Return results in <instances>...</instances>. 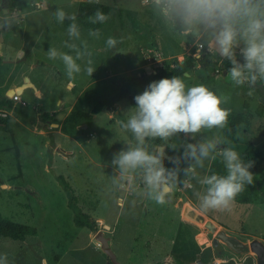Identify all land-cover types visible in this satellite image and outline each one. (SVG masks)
Listing matches in <instances>:
<instances>
[{
    "label": "rangeland",
    "instance_id": "obj_1",
    "mask_svg": "<svg viewBox=\"0 0 264 264\" xmlns=\"http://www.w3.org/2000/svg\"><path fill=\"white\" fill-rule=\"evenodd\" d=\"M40 2L42 8L38 13L45 11L43 21L45 26L37 40L33 39L35 42L30 50L32 58L28 63L33 66L29 71L30 77L43 82L44 95L38 99L33 90H25L21 99L26 106H21L23 115H19L25 126L12 119L11 134L0 130V216L32 227L35 233L26 234L22 240L0 237V255L6 254L7 264H105L107 262L105 254L91 238L94 233L88 234L89 230L86 227L74 224L72 211L67 206V196L55 178L56 175H60L77 198H85L83 202L94 205V211L89 214L93 219L104 218L106 223L117 229L116 240H111L109 247L118 263L151 264L158 256H155L154 251L142 252L143 243L155 234L158 235L157 239L162 238V245L169 247V239L179 226V209L172 206L170 199L166 204L159 205L146 198L141 194V186L133 182L121 188L112 185L109 179L112 168L108 169L103 165H110L113 154L127 145L126 143L123 145L124 136L117 121L113 125L108 122L105 109L102 108L89 120L87 128L82 129L75 124L66 123L63 137L60 138L66 147L73 151V157L67 160H61L56 153H51L52 137L47 149L43 150L39 141L36 142L38 137L32 134L28 127L31 123L33 129L37 132L40 130V127H34L38 118L33 108L43 112L54 108L55 111L62 110L59 113H64L67 108L90 109L98 101L109 97L118 88L120 77L127 78L134 74L135 63L140 62L138 45L148 41L151 35L161 34V24L154 18L148 22L151 25L149 26L147 18L137 13L138 7L142 6L140 0H119L123 10L116 8L115 0H103V4L112 5L111 17L103 26L99 39L90 37L88 31L76 21L80 26L81 37L75 43L79 46L82 41L87 42L88 49L93 54L96 70L89 77L84 71L85 62L77 61L82 71L75 74L74 78H69L64 64L59 59H49L47 50L49 48L65 50L64 43L69 41L67 34L69 22L58 23L53 13L58 8L69 14L75 13L80 0H40ZM27 19L31 18L27 17ZM25 30L29 34L28 38H32L31 31L26 28ZM110 36L117 40L122 39L123 42L118 43L115 49L108 50L105 42ZM177 41V44L174 41L170 42L169 52L179 50V40ZM184 42L190 43L185 39ZM12 43L18 44L17 37L12 38ZM175 61L167 58L160 63L174 64ZM153 65L155 64H149L148 70H152ZM125 69H127L126 73L121 75L114 73ZM201 74L205 75V78L198 76L200 84L212 86L218 96L229 97L228 102L223 103L221 107L229 109L230 114L243 113L247 122L239 129L233 140L227 139L218 128L202 130L199 135L218 138L222 141L220 147H234L240 155L248 143L252 144L261 154L252 167L254 172L260 175L264 169V111L257 113V110L261 106L264 107L261 97L264 91L259 90V92L256 89L252 95H248L247 86H234L227 73L218 71L214 75L212 68ZM180 77L187 81L186 77ZM4 78L5 76L0 72V83ZM195 80L194 78L193 81ZM68 81L72 84L67 85ZM26 115L31 119H26ZM56 120L62 122L63 117ZM84 125L86 127V124ZM41 126L47 131L50 130L46 125ZM26 140L33 145L28 158L23 157ZM238 140L245 143H240ZM77 142L83 145L80 150L76 148ZM171 142L172 139L168 144ZM183 142L181 135L180 138L174 137L173 148L170 149L173 151L172 154L168 152L170 150L167 146L163 145L165 142L159 146H162L166 155L173 157L183 151L180 148ZM166 160L165 167L171 168L173 165L170 160ZM209 162L210 160L206 161L205 169H198L201 175H205ZM192 184L194 188L178 184L170 198L176 195L181 202H190L209 219L244 241H249L253 235L264 238L263 202L260 200L233 202L228 209L203 211L194 195V191L203 192V187L195 181H192ZM125 191H129L130 195L126 196L122 205H118L117 199L124 197ZM99 229H103L101 222L97 224V230ZM199 229L201 240L205 235V243L212 247V234L200 225ZM183 234L188 235L187 232ZM134 237L136 241L133 240ZM247 255L254 257L252 253L244 256ZM239 264H250V261L248 258H243Z\"/></svg>",
    "mask_w": 264,
    "mask_h": 264
},
{
    "label": "clouds",
    "instance_id": "obj_2",
    "mask_svg": "<svg viewBox=\"0 0 264 264\" xmlns=\"http://www.w3.org/2000/svg\"><path fill=\"white\" fill-rule=\"evenodd\" d=\"M153 16L167 30L189 41L196 55L211 52L223 63L236 87L247 86L252 95L258 86L264 87V0H147ZM53 15L58 23L68 21L69 41L64 43L74 55L49 48L47 56L59 59L69 78L82 71L77 61H84L89 77L96 67L86 41L77 45L81 37L75 13L57 9ZM111 13L97 10L89 16L91 24L105 23ZM7 20L0 29L8 28ZM90 37L99 39L100 30L89 29ZM108 37L106 49L122 43ZM135 107L126 112L127 119H118L121 132L130 134L126 147L113 154L110 161L111 183L123 187L125 182L141 186V194L159 205L166 204L178 184L194 188L192 181L203 187L194 191L203 211L228 209L235 197L252 185L250 169L254 162H245L234 147H220L218 138H206L202 130L224 129L230 110L221 107L229 97L218 96L203 84L188 86L180 76L150 82L144 91L134 96ZM184 134L185 142L179 155L170 157L173 165H164V152L151 149L148 141L168 142ZM198 137H200L198 139ZM192 141V142H188ZM221 158L226 174L201 175L206 161ZM183 165V166H182ZM0 264H7V256L0 255Z\"/></svg>",
    "mask_w": 264,
    "mask_h": 264
},
{
    "label": "crops",
    "instance_id": "obj_3",
    "mask_svg": "<svg viewBox=\"0 0 264 264\" xmlns=\"http://www.w3.org/2000/svg\"><path fill=\"white\" fill-rule=\"evenodd\" d=\"M96 1L102 3L103 0H96ZM115 2H116V5H115L116 8L118 7L119 10H123V8H121L119 4V0H115ZM34 3L39 4V7L34 6ZM41 3L42 2H40V0H16L15 6L13 10L11 11V15L15 17L16 20L19 22V25H20L19 29L15 32L9 31L7 28L0 29V33H2V41L0 42V72H2L3 75L5 76L4 80L0 83V99L7 98L8 100L12 102V107H15V108H18V107L22 108L21 106H26V103H24V105H21L18 101H12L7 96V92L9 90H15V93L18 95V98L20 101H23L21 99V95L27 89L33 90L35 97H37L38 99H40L44 95L43 82L39 80H35L34 78L30 77L29 71L32 69L33 66L30 62L28 63V60L32 58L30 50L32 49L34 45L33 44L35 42L34 40H37V38L40 36L41 31L43 30V27L45 26V24H43V21L46 15L45 11L42 13H38V11L42 8ZM140 3L142 4V6L138 7L137 13L139 15L143 14V17L147 18L146 20L148 23L151 19H154L155 17L153 16V13L150 10L147 3H143L141 0H140ZM109 7L111 10L112 5H109ZM27 17L31 19L28 20ZM148 25L151 26L149 23ZM25 28L31 31L32 38H28L27 35L29 34H27L26 32L27 30H25ZM102 29L103 27L100 29V32ZM160 30H161V34L157 33L156 35H151L148 41L142 42L141 44L138 45L137 52L140 57V62L135 63V67L133 69L134 74L129 77L135 76L139 70H143L145 73H148V74L154 73L155 68H153L152 70H148L149 64H147L144 59L146 55H156L158 57L162 56L161 58H163V60L169 58V59H174L178 62H181L184 54H191L194 52V46L191 43H188V42L185 43L184 38L179 37L176 34L172 33L171 31L167 30L162 24L160 25ZM13 37H17L18 39L17 45L12 43ZM177 40H179V45H178L179 50L177 49V51L169 52L170 48H168V46L170 42L173 43L174 41V43L177 44L178 42ZM62 51L65 53H69V54L71 53V55H74V53L71 52L68 48H65V50L62 49ZM140 53L143 55L142 58H141ZM207 69L209 68H200L198 66H194L191 70L187 71L186 74H182L180 76L186 77L187 81H184L186 85L194 86V85L200 84V81L197 79L198 76H203V78H205L204 77L205 75H202L201 72H205ZM126 70L127 69L118 70L114 73L121 75L123 73H126L125 72ZM194 78L196 79L195 81H193ZM188 80H191V81H188ZM71 84H72L71 81L67 82V85H71ZM210 88H212V91L215 92L212 86H210ZM135 91L137 95L143 92V90L140 88H137ZM134 107L135 105L130 104L127 98H122L121 100L116 101L113 107H104L103 109H105V112L107 114L108 122L112 123L113 125L114 122L117 121L118 119H127V116L125 115L126 112L129 109L134 108ZM0 109H3L7 112V118L9 122V128L8 130L4 132H9L10 134L12 133V130H11V120L12 119L16 120L18 124H22L25 126V124L23 123V120H20L19 119L20 117L14 114L15 112L13 111V108L7 109L5 107H0ZM33 109L34 111H36L34 112V114H36V117L38 118L34 124V127H40V130L37 132L35 129H33L32 128L33 125L31 123H30V127L28 128H30V131L32 134L38 137L36 138L37 139L36 142L39 141L40 145H42L43 147V150L44 149L46 150L50 142V137H52L51 138L52 144H53V148H52L53 150L51 151L52 154L56 153L61 160L62 159L67 160V158L73 157V151H70L60 138L61 136L63 137L64 125L66 123H72V122H65L64 120H62V122H59L55 119V117H54L55 121L51 119L44 120L42 119V117H40V115L42 116V114L44 113H49V114L59 113L62 110L55 111L54 108H49L48 111L43 112V111H39L36 108H33ZM71 111H74V110L67 108L65 112L63 113V119ZM93 116L94 114H91L89 119L83 122V124L81 125L86 124V127L84 125V128H87V124ZM25 118L28 120L31 119V117H27V115ZM53 123H55L56 125H53ZM72 124H75V123H72ZM41 125H46L48 128L50 127V130L47 131L43 129ZM75 125L77 127H81V125L80 126L78 124H75ZM243 125H241L240 128ZM238 133H239V130L237 134ZM122 134L124 136L123 145L125 143L128 144L130 135L128 134L126 135L125 133H122ZM180 135H181L182 140L185 142L186 138L184 134H180ZM180 135H179V138H180ZM173 139L174 137L172 138V142L170 144H168V142L163 144L164 146H167V149L169 150L173 148L172 146ZM238 142L240 141L238 140ZM31 143L32 142H30L29 140H26L24 142V146H26L25 150H23L24 158H28L30 149L33 146ZM148 143H150V141H148ZM162 143L163 142L160 140L154 141L153 148L156 150L157 147H159V144H162ZM240 143H245V142L241 141ZM75 145L78 150L83 148V145L81 142H77ZM39 152L40 150L38 151V153ZM168 152L170 154L173 153V151L171 150ZM103 166H105L108 169H111L109 165H103ZM67 185L70 188V190L73 192V190L71 189L68 183ZM128 185H129V182L125 183L124 187H127ZM128 195H130V192L125 191L124 197L122 196L117 199L118 205H122L124 202V199H126V196ZM75 199H76V203L79 204L78 206L83 212L90 214L91 211H94V208H95L94 205H90L89 203L83 202L85 198H77L75 196ZM170 200L172 202V206L174 208L179 209L178 211L179 226L175 234L169 239V242H168L169 247L166 245H162L161 243L162 238L157 239L158 235H155V234L152 235V238H149L143 243L142 252L147 253L149 251H154L155 256H158L155 258L156 259L155 261L152 260L153 262L151 264H154V263H159V264H239L241 263L243 258L250 259L249 260L250 264H254L255 258L250 255H247V256L243 255L244 257L242 256L240 259H237L234 255H231L227 251H223L224 254L222 256H217L214 249L205 243V240H206L205 235L204 237H202V240H201V237L199 236L200 235L199 225L193 223L192 221L182 216V213H181L182 206L184 204H188L192 206L190 202H187V201L181 202L180 198L176 197V195L170 198ZM94 219L97 224H99L100 222L102 223L103 229L101 230L103 234L108 238V245L111 240L115 241L117 229L114 226H111V224L106 223V220L104 218L94 217ZM104 225L107 226V229L104 228ZM217 225L219 227H222L219 224ZM222 228L225 229L224 227ZM184 232H187L188 235L184 236L183 234ZM87 233L91 234L93 232L89 230V232ZM93 236L94 234H92L91 238H93ZM253 238L259 239L260 241L264 243L263 237L260 238V237H255L253 235L251 239ZM133 240L136 241L135 237L133 238ZM97 245L99 246L98 243Z\"/></svg>",
    "mask_w": 264,
    "mask_h": 264
},
{
    "label": "trees",
    "instance_id": "obj_4",
    "mask_svg": "<svg viewBox=\"0 0 264 264\" xmlns=\"http://www.w3.org/2000/svg\"><path fill=\"white\" fill-rule=\"evenodd\" d=\"M16 0H0V24L4 23L7 20L10 24V27L7 29L9 31L15 32L19 29V22L15 17L11 15V11L15 6ZM2 9H6V13H2ZM97 10L102 11L105 14L110 13V7L106 4L100 3L96 0H82L78 3L75 14L77 15V23L84 27L86 31L89 29H101L106 23H97L91 24L88 22V17L92 16ZM194 66H198L200 68H212L213 74H217V72L225 71L229 67L227 61L221 63L220 59L216 57L211 52H207L199 55L198 57H194L191 54H184L182 61L175 63L170 66L169 63H166L160 67H157L154 70V73H145L143 70H139L135 76L129 78H119L118 80V88L109 96L100 101H98L92 108L90 109H81L71 111L64 117L65 122H72L78 125L83 124V122L87 121L91 114L99 113L104 107H113L114 103L122 98H127L130 104L135 105L134 96L137 95L136 89L140 88L144 91L146 86L152 81H158L162 78H171L173 76H180L184 72L191 70ZM217 71H216V69ZM213 76L211 77V79ZM210 90L212 88L208 87ZM257 91H264L263 87L258 86ZM260 92V91H259ZM264 102V94L261 95ZM0 107H5L7 109L13 108V111L16 115H23L22 108L12 107V102L7 98L0 99ZM264 111V107H259L257 113H261ZM56 113H44L42 114V119H51L55 121L54 115ZM247 119H244V114H230L228 117V124L224 129H221L222 134L229 140H233L236 137L240 126L245 124ZM9 128L8 118H0V130L6 131ZM130 135V134H129ZM157 141V140H156ZM154 141H150L149 146L151 149H154L153 144ZM155 150V149H154ZM241 158L247 162L249 160L255 162L260 157V152L254 147L252 144H248L246 148L241 153ZM221 158L217 155L215 160H210L208 168L206 170L205 175H210L213 172L225 175V169L223 164L220 162ZM167 160L164 159V162ZM250 172L254 176V181L252 185H246L244 191L239 193L234 202H248V201H256L260 200L264 203V169L261 171L260 175H257L253 168L250 169ZM56 180L62 186L66 196H67V206L71 209L73 214L74 224L80 227H86L91 232L95 233L97 231V223L95 219H93L89 214L83 212L80 207L76 203L75 196L73 192L68 187L67 183L63 179L62 176L56 175ZM35 229L29 227L25 224H21L18 222H14L8 219H4L0 216V237L10 238L12 240H22L26 234H34ZM217 256H221L224 254L223 250L216 253ZM250 260V259H249ZM107 264H111L107 259ZM159 264V263H154Z\"/></svg>",
    "mask_w": 264,
    "mask_h": 264
},
{
    "label": "water",
    "instance_id": "obj_5",
    "mask_svg": "<svg viewBox=\"0 0 264 264\" xmlns=\"http://www.w3.org/2000/svg\"><path fill=\"white\" fill-rule=\"evenodd\" d=\"M2 13H6V9H3ZM1 41L2 33H0V42ZM223 73H225V71H223ZM183 74H186V72ZM14 92L15 90H9L7 96L10 97ZM62 117L63 113L55 115V119H60ZM53 125L56 124L53 123ZM81 128H84V125H81ZM157 151H163L162 146H159ZM169 158L170 157L164 153V159L169 160ZM181 213L183 217L200 225L204 230L212 234L213 238L211 240V245L216 253L221 250H226L237 259H240L243 255L252 253L255 258L254 264H264V243L259 239L253 238L249 241H244L236 235L228 233L225 229L219 227L215 222L207 218L203 213L188 204L182 206ZM104 227L107 229L106 225H104ZM93 239L99 244L101 251L111 264H120L108 245V238L103 234L101 229L94 233Z\"/></svg>",
    "mask_w": 264,
    "mask_h": 264
},
{
    "label": "built area",
    "instance_id": "obj_6",
    "mask_svg": "<svg viewBox=\"0 0 264 264\" xmlns=\"http://www.w3.org/2000/svg\"><path fill=\"white\" fill-rule=\"evenodd\" d=\"M143 3H147V0H141ZM34 6L36 7H39V4L37 3H34ZM192 56L194 57H198L199 55H196V48L194 47V52L191 53ZM145 59V62L147 64H155L153 65L154 67L153 68H157V67H160L164 64L160 63L161 61H163L161 58H159L158 56H155V55H146L144 57ZM170 66L173 65V63H169ZM217 71V69H216ZM12 101H18L21 105H24L22 101L19 100L18 98V95L14 92L10 97H9ZM7 117V112L3 109H0V118H6Z\"/></svg>",
    "mask_w": 264,
    "mask_h": 264
}]
</instances>
